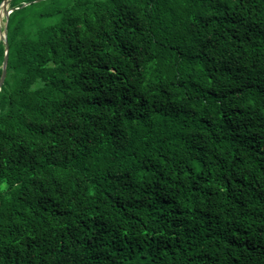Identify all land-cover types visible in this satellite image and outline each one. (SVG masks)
Returning a JSON list of instances; mask_svg holds the SVG:
<instances>
[{"label":"trees","instance_id":"1","mask_svg":"<svg viewBox=\"0 0 264 264\" xmlns=\"http://www.w3.org/2000/svg\"><path fill=\"white\" fill-rule=\"evenodd\" d=\"M8 6L0 264H264V0Z\"/></svg>","mask_w":264,"mask_h":264},{"label":"water","instance_id":"2","mask_svg":"<svg viewBox=\"0 0 264 264\" xmlns=\"http://www.w3.org/2000/svg\"><path fill=\"white\" fill-rule=\"evenodd\" d=\"M9 1L10 0H3L2 3L0 4V8L5 9L6 6H8ZM24 5H26V4H24ZM11 11L12 10H10V9H9V11L7 10V14L5 15V25H4L3 37H2V40L4 42V46H5V53H4L3 63H2V73L0 76V88L4 82L6 70H7L8 51H9V45H8V41H7V24H8V16H9Z\"/></svg>","mask_w":264,"mask_h":264},{"label":"rangeland","instance_id":"3","mask_svg":"<svg viewBox=\"0 0 264 264\" xmlns=\"http://www.w3.org/2000/svg\"><path fill=\"white\" fill-rule=\"evenodd\" d=\"M5 9L9 11V6H6ZM5 9L0 8V40H2L3 29H4V25H5V14H4Z\"/></svg>","mask_w":264,"mask_h":264},{"label":"snow or ice","instance_id":"4","mask_svg":"<svg viewBox=\"0 0 264 264\" xmlns=\"http://www.w3.org/2000/svg\"><path fill=\"white\" fill-rule=\"evenodd\" d=\"M4 14H5V15L7 14V10H6V9L4 10Z\"/></svg>","mask_w":264,"mask_h":264}]
</instances>
